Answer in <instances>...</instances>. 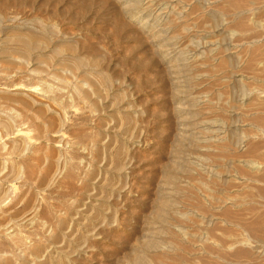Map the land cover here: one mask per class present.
I'll return each instance as SVG.
<instances>
[{
	"label": "rangeland",
	"instance_id": "rangeland-1",
	"mask_svg": "<svg viewBox=\"0 0 264 264\" xmlns=\"http://www.w3.org/2000/svg\"><path fill=\"white\" fill-rule=\"evenodd\" d=\"M227 6L0 0V264H264V0Z\"/></svg>",
	"mask_w": 264,
	"mask_h": 264
},
{
	"label": "bare ground",
	"instance_id": "bare-ground-1",
	"mask_svg": "<svg viewBox=\"0 0 264 264\" xmlns=\"http://www.w3.org/2000/svg\"><path fill=\"white\" fill-rule=\"evenodd\" d=\"M214 1H215V0H214ZM217 1H218V0H217ZM226 1H227V0H226ZM255 1H257V0H228V6H227V7H229V8H233V9H237V8H239V7H244V6H246V5H249V4H251V3H254ZM178 2H179V1H178ZM177 4H178V3H177ZM175 5H176V4H175ZM218 5H219V4H218ZM215 6H216V5H215ZM175 7H176V6H175ZM221 8H222V7H221ZM221 8H219V9H221ZM229 8H228V9H229ZM216 9H217V8H216ZM219 9H217L218 12H219ZM239 9H240V8H239ZM240 10H241V9H240ZM240 10H238V11H240ZM242 10H243V9H242ZM243 11H244V10H243ZM221 12H222V14H223L224 11H221ZM225 12H226V11H225ZM228 12H229V11H228ZM230 12H231V11H230ZM231 13H232V12H231ZM219 14H220V12H219ZM223 15H224V14H223ZM227 15H230V14L227 13ZM235 18H236V17H235ZM232 19H233V18H232ZM236 21H237V20H236ZM242 21H243V20H242ZM239 22H240V19H239ZM239 22H238V24H239ZM243 23H244V22H243ZM235 24H236V23H235ZM251 25H253L254 27H257V28H261L262 26H264V22L259 23V22H254V21H253ZM245 26H246V25H245ZM247 27H248V26H247ZM251 27H252V26H251ZM251 27H250V28H251ZM236 28L238 29V31H242L241 24L237 25ZM236 28L234 27V29H236ZM244 28H245V27H244ZM247 29H249V28H247ZM251 29H253V28H251ZM236 31H237V30H236ZM256 31H257V29H256ZM229 36H230V35H229ZM237 57H238V56H237ZM256 60H257V59H256ZM259 118H260V117H259ZM261 118H262V117H261ZM261 118H260V119H261ZM260 119L258 120V121H260L259 123H261V122L263 121V120L261 121ZM255 121H257V119H256ZM259 123H258V124H259ZM263 123H264V122H263ZM261 125H264V124H261ZM262 128H263V127H262ZM243 150H244V149H243ZM246 162H247V161H246ZM252 162H253V161H252ZM255 163H257V161H256ZM255 163L253 162L254 165H255ZM247 164H248V163H247ZM251 165H252V163H251ZM254 165H253V166H254ZM259 165H260V164H259ZM254 167L256 168V166H254ZM257 167H258V165H257ZM252 168H253V167H252ZM253 169H254V168H253ZM254 170H255V169H254ZM256 172H257V171H256ZM256 172H255V173H256ZM252 173H254V172H251L250 175H251ZM255 173H254V174H255ZM258 173H259V172H258ZM247 174H248V173H247ZM254 174H253V175H254ZM248 175H249V174H248ZM250 175H249V176H250ZM251 176H252V175H251ZM261 176H262V174L260 175V177H261ZM252 177H253V176H252ZM255 177H256V176H255ZM255 177H253V178H255ZM257 177H258V176H257ZM257 177H256V178H257ZM253 178H252V179H253ZM256 178H255V179H256ZM258 178H259V177H258ZM258 178H257V180H260V181H261V179H258ZM261 178H262V177H261ZM252 179H251V180H252ZM255 182H256V181H255ZM257 182H258V181H257ZM221 188H222V187H221ZM225 196H226V195H225ZM214 197H215V196H214ZM219 197H220V196H219ZM228 197H229V196H228ZM220 199H221V198H220ZM233 199H234V198H233ZM222 201H223V200H222ZM234 201H235V200H234ZM249 203H250V202H249ZM225 212H226V211H225ZM219 216H220V215H219ZM226 217H227V216H226ZM225 221H226V220H225ZM227 221H228V220H227ZM261 223H262V222H261ZM260 225H261V224H260ZM263 225H264V224H263ZM251 228H252V227H251ZM260 228H264V226H263V227L261 226ZM260 228L258 229L259 232H261V231H260ZM261 230H262V229H261ZM261 235L263 236L264 233L261 234ZM263 239H264V238H263ZM263 239H261V241H262ZM263 242H264V240H263ZM243 243H244V242H243ZM243 243H242V244H243ZM245 243H246V242H245ZM154 244H155V243H154ZM239 244H240V243H239ZM155 245H156V244H155ZM246 246H247V245H246ZM171 248H172V247H171ZM223 248H224V247H223ZM233 248H234V247H233ZM209 249H210V248H209ZM239 249H240V248H239ZM168 250H169V249H168ZM222 250H223V249H222ZM236 250H237V249H236ZM240 250H241V251H238V253H239V252H243L245 249H244V250H243V249H240ZM242 250H243V251H242ZM247 250H248V252H249V249H247ZM209 251H210V250H209ZM212 251H214V250H212ZM253 251H254V250H253ZM253 251H250L251 254H252ZM258 251H259V249H258ZM258 251H255V254H256V255L260 254V253H256V252H258ZM162 252H163V251H162ZM166 252H167V251H166ZM166 252H165V254H166ZM171 252H172V251H171ZM234 252H235V250H234ZM244 252H245V253H244ZM244 252H243V253L246 254L247 251H244ZM259 252H262V251H259ZM154 253H155V251H154ZM158 253H159V252H158ZM168 253H169V251H168ZM180 253H181V252H180ZM235 253H237V252H235ZM238 253H237V255H240V253H239V254H238ZM165 254H164V255H165ZM182 254H183V253H182ZM233 254H234V253H233ZM248 254H250V253H248ZM251 254H250V256H252ZM262 254H263V253H262ZM155 255H156V254H155ZM234 255H235V254H234ZM150 256H151V255H150ZM152 256H154V255H152ZM160 256H162V255H160ZM171 256H172V254H171ZM258 256H259V255H258ZM155 257H157V256H155ZM155 257H152V258L155 259ZM162 257H163V256H162ZM162 257H161V259H162ZM169 257H170V256H169ZM169 257H167V258L170 259ZM173 257H174V255H173ZM176 257H177V256H176ZM176 257H175V258H176ZM210 257H211V256H210ZM215 257H216V256H215ZM222 257H223V256H222ZM239 257H240V256H239ZM247 257H248V256H247ZM149 258H150V257H149ZM152 258H150L149 261H151ZM248 258H249V257H248ZM254 258H255V257H254ZM254 258L252 257L251 259H254ZM147 259H148V256H147ZM156 259H157V258H156ZM156 259H155V260H156ZM159 259H160V258H158V260H159ZM216 259H217V257H216ZM142 260H143V259H142ZM144 260H145V259H144ZM155 260H153V263L155 262ZM158 260H157V262H158ZM173 260H175V259H173ZM173 260H172V261H173ZM210 260H211V259H210ZM147 261H148V260H147ZM163 261H165V258L163 259ZM166 261H167V259H166ZM205 261H206V260H205ZM212 261H214V260H212ZM212 261H211V263H212ZM219 261H220V260H219ZM139 262H140V264H149V262H146V261L141 262V259H140ZM151 262H152V261H151ZM157 262H155V263H157ZM168 262H169V260H168ZM168 262L165 263V262H162V260H161V262H159V263H161V264H168ZM174 262H175V261H174ZM174 262H173V263H174ZM178 262H179V261H178ZM182 262H185V261H182ZM202 262H203V261H202ZM155 263H154V264H155ZM150 264H152V263H150ZM169 264H171V262H170ZM177 264H178V263H177ZM179 264H180V263H179ZM183 264H184V263H183ZM204 264H205V263H204Z\"/></svg>",
	"mask_w": 264,
	"mask_h": 264
}]
</instances>
